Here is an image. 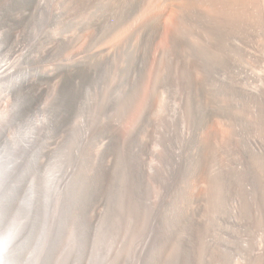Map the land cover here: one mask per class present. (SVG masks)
Segmentation results:
<instances>
[{"label": "bare ground", "instance_id": "bare-ground-1", "mask_svg": "<svg viewBox=\"0 0 264 264\" xmlns=\"http://www.w3.org/2000/svg\"><path fill=\"white\" fill-rule=\"evenodd\" d=\"M35 2L0 0L6 41H20ZM48 5L49 19L32 45L30 67L37 77L27 79L25 105L41 97L63 122L82 93L96 89L91 106L99 125L92 124L87 172L98 177L101 165L109 167L106 142L118 145L122 153L116 152L132 167V204L139 202L135 193L158 124L178 114L181 173L157 216L168 235L164 246L169 249L184 234L182 251L189 260V245L203 233L204 219L225 199L255 241L246 263L264 264V0H50Z\"/></svg>", "mask_w": 264, "mask_h": 264}, {"label": "rangeland", "instance_id": "rangeland-1", "mask_svg": "<svg viewBox=\"0 0 264 264\" xmlns=\"http://www.w3.org/2000/svg\"><path fill=\"white\" fill-rule=\"evenodd\" d=\"M48 4L36 0L20 41L9 43L0 31V264H247L255 241L225 199L204 219L197 243L189 245L192 259L182 251L184 234L169 249L164 246L168 235L157 216L181 173L178 114L168 118L170 126L157 125L135 193L139 202L132 204V167L118 145L107 141L109 167L101 165L98 177L89 173L93 125H99L91 106L96 89L82 93L65 122L41 97L25 105L27 79L36 76L32 45L49 19Z\"/></svg>", "mask_w": 264, "mask_h": 264}]
</instances>
